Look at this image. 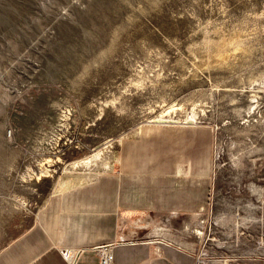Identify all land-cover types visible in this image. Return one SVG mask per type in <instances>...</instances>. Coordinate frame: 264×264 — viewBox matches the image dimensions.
I'll return each mask as SVG.
<instances>
[{
    "label": "rangeland",
    "instance_id": "1",
    "mask_svg": "<svg viewBox=\"0 0 264 264\" xmlns=\"http://www.w3.org/2000/svg\"><path fill=\"white\" fill-rule=\"evenodd\" d=\"M109 249L264 264V0H0V264Z\"/></svg>",
    "mask_w": 264,
    "mask_h": 264
},
{
    "label": "crops",
    "instance_id": "2",
    "mask_svg": "<svg viewBox=\"0 0 264 264\" xmlns=\"http://www.w3.org/2000/svg\"><path fill=\"white\" fill-rule=\"evenodd\" d=\"M109 252H110V249H109ZM68 253L69 252H67V254ZM70 253L73 255L72 252H70ZM132 254H133V251L129 250V249H120V250H118L115 253V256H114V258L116 260V264H123V260L125 258H129V257L133 258L134 255H132ZM47 256H50V255H46V257ZM47 258L50 259V260H48V264H73L72 260L71 261L68 260L66 255L63 256V260L59 259V257L55 256V255H51L50 257H47ZM186 263H188V262L187 261H183L180 264H186ZM80 264H97V263H96V261L93 258H89V259L81 262ZM191 264H193V262Z\"/></svg>",
    "mask_w": 264,
    "mask_h": 264
},
{
    "label": "bare ground",
    "instance_id": "3",
    "mask_svg": "<svg viewBox=\"0 0 264 264\" xmlns=\"http://www.w3.org/2000/svg\"><path fill=\"white\" fill-rule=\"evenodd\" d=\"M236 36V35H235ZM237 39V38H236ZM236 39H234V40H236ZM236 42H239V41H237L236 40ZM231 46H235V41H222L221 43H218L217 44V46H215L216 48H217V50L218 51H220V50H224L225 48H228V47H231ZM237 46H239V44L237 45ZM235 49H237V47L235 48ZM227 50V49H226ZM217 51V52H218ZM216 53V52H215ZM217 54H219V53H217ZM221 55V54H220ZM223 57V56H222ZM215 58V57H214ZM218 58V57H217ZM219 60H220V58H218ZM159 122H162V121H159ZM163 123V122H162ZM103 151V150H102ZM106 151V150H105ZM99 154H100V152L95 156V158L96 157H98L99 156ZM102 155V154H101ZM100 157V156H99ZM92 158V157H91ZM91 160L90 159H88V160H86V161H83L82 162V164H84V165H88L89 164V162H90ZM93 161V160H92ZM91 161V162H92ZM105 161V160H104ZM78 163V162H77ZM95 163H96V161H95ZM104 163V162H103ZM108 164V163H107ZM104 165V164H103ZM77 166V165H76ZM109 166V165H108ZM78 167V166H77ZM90 167V166H89ZM108 168V167H107ZM106 168V169H107ZM110 253V252H109ZM66 257H67V259L68 260H72V263H74L75 262V259H74V257H73V255L71 254V253H68L67 255H66Z\"/></svg>",
    "mask_w": 264,
    "mask_h": 264
},
{
    "label": "built area",
    "instance_id": "4",
    "mask_svg": "<svg viewBox=\"0 0 264 264\" xmlns=\"http://www.w3.org/2000/svg\"><path fill=\"white\" fill-rule=\"evenodd\" d=\"M108 253L109 252H107L106 250H105V252H103V254H105V255H104V259L102 260V262L100 264H111L112 258L110 257V255ZM193 264H221V263L217 262V261H209V260L205 259L204 257L200 256L194 260Z\"/></svg>",
    "mask_w": 264,
    "mask_h": 264
}]
</instances>
